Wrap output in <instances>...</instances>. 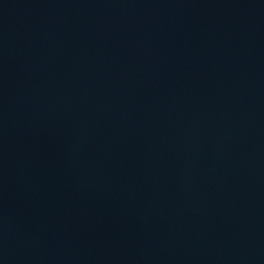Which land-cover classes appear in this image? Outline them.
<instances>
[{
	"label": "water",
	"instance_id": "obj_1",
	"mask_svg": "<svg viewBox=\"0 0 264 264\" xmlns=\"http://www.w3.org/2000/svg\"><path fill=\"white\" fill-rule=\"evenodd\" d=\"M0 264H264V0H0Z\"/></svg>",
	"mask_w": 264,
	"mask_h": 264
}]
</instances>
